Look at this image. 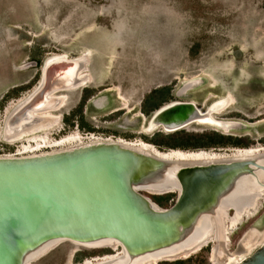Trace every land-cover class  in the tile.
<instances>
[{
	"label": "rangeland",
	"instance_id": "rangeland-1",
	"mask_svg": "<svg viewBox=\"0 0 264 264\" xmlns=\"http://www.w3.org/2000/svg\"><path fill=\"white\" fill-rule=\"evenodd\" d=\"M61 53H86L93 80L61 91L67 101L54 112L62 118L51 121L48 132L35 131L40 141L96 133L142 139L164 151L171 147L154 139L217 131L242 137L248 145L180 149L232 154L264 146V0H0V147L14 151L22 143L4 139L8 114L38 85L46 58ZM186 84L190 87L183 90ZM229 94L233 103L216 114L241 123L229 132L198 123L173 132H141L145 120L166 103L194 100L207 110ZM81 116L91 131L79 126ZM144 194L162 208L178 197L170 192L161 205L156 195L163 194ZM263 210L264 205L229 234V252ZM216 244L213 240L193 253L191 264H214ZM121 255V246L63 241L30 264H100Z\"/></svg>",
	"mask_w": 264,
	"mask_h": 264
},
{
	"label": "water",
	"instance_id": "water-1",
	"mask_svg": "<svg viewBox=\"0 0 264 264\" xmlns=\"http://www.w3.org/2000/svg\"><path fill=\"white\" fill-rule=\"evenodd\" d=\"M45 62L42 84L21 105V115L45 102L48 91L66 85L87 60ZM210 114L211 106L203 110L192 100L172 101L157 108L148 124L173 132ZM248 185L264 190V153L189 165L99 141L39 155L0 156V264H27L33 253L64 239L118 240L132 264L170 260L206 238L211 216H219L221 208L241 211L238 201L252 189ZM148 189L179 191L175 203L162 208L144 194ZM246 233L261 236L231 264H264V210Z\"/></svg>",
	"mask_w": 264,
	"mask_h": 264
},
{
	"label": "bare ground",
	"instance_id": "bare-ground-1",
	"mask_svg": "<svg viewBox=\"0 0 264 264\" xmlns=\"http://www.w3.org/2000/svg\"><path fill=\"white\" fill-rule=\"evenodd\" d=\"M89 51V50H88ZM87 52V51H86ZM61 59H75L76 61H85L87 59L86 53L78 57H70L68 54L61 53L49 56L46 58L45 65L53 63L55 61ZM93 80L92 74L88 71L87 63L84 66H79L75 75H71L69 81L63 87H56L53 91H48L46 93L45 102H40L33 106L31 109L27 110V112L21 115L19 109L21 105L26 103L35 93L38 91L40 85L42 84V78L38 85L26 96L23 98L19 104L8 114V117L5 122V127L2 132L4 134V139L9 141L10 143H15L12 141L22 142L19 144L17 149L18 153L22 156L25 155H39L45 153H51L55 151H60L64 149H70L79 145H87L94 142L99 141H117L127 146L136 148L140 151H143L148 154H152L158 157H164L167 159H178L181 160L184 164H197V163H211V162H220V161H230L233 159H244L250 157H258L262 153H264V146H253L246 148H237L233 150L232 154H222L215 153L213 151H208L206 149H194V150H183L180 148L173 149L170 148L168 150H159L156 145L152 143H148L142 139L138 140H127L122 137H99L95 133H89L88 136H82L80 134L76 135H65L59 139L53 138L55 140H46L40 141L38 137L34 133L35 131H49L53 127V120H57L55 122L59 123L60 116L55 114L54 111H57L61 107L66 104L67 95L61 93V91H70L83 86H86L90 81ZM190 86L184 88L187 90ZM121 98V97H120ZM124 99V98H123ZM234 98L231 94L225 97H221L216 100L213 104H211V112L212 114L196 120L193 123L198 124H210L212 126L217 127L218 129L229 132L234 127L239 126L241 123L235 120L226 119L222 117H218L216 114L221 113L224 109L228 107L231 103H233ZM194 101V100H192ZM195 102V101H194ZM126 103V102H125ZM125 105V104H123ZM121 109V108H119ZM144 114V113H143ZM140 117V115H137ZM62 118V116H61ZM150 119V118H149ZM149 119L145 120V123L142 127V133L151 132L155 130L156 127L153 126L152 123L148 124ZM50 123V124H49ZM162 127V126H161ZM158 129V128H157ZM33 135V136H32ZM29 136V138H25ZM32 136V139L30 138ZM21 140V141H19ZM253 185V184H252ZM251 190L247 191L246 189L244 195L241 196L240 201L238 203L241 205V211H236L231 209L230 213L228 212V208H221L219 210V216H211L210 219V233L206 236L205 239L201 240L200 243L194 245L193 247L180 251L179 253L170 256V260H174L176 258H184L191 256L193 253L203 249L205 246L209 245L213 240L217 242L214 246L211 259L214 264H231L243 251H245L259 236L260 234L256 233H246L240 242L238 243L237 248L229 252V234L236 230L239 225L244 223L246 220L254 217L264 205V190H255L251 185H248ZM146 192L153 194H164L161 190H145ZM179 190H176L178 192ZM263 194V195H262ZM262 195V196H261ZM230 205V204H227ZM223 239V240H222ZM222 240V241H221ZM63 241H71L74 243H78L88 247H119L123 248V255L121 256H112L109 259H105L100 264H132L130 263V258L128 257L127 250L124 245L115 239H105L99 241L94 244L90 243H82L75 240L64 239L58 240L56 242L50 243L37 252L33 253L27 264L40 259L41 257L48 254L52 249H54L59 243ZM72 257V256H71ZM162 259L152 258L145 261H137L134 264H158ZM69 263H71L69 261Z\"/></svg>",
	"mask_w": 264,
	"mask_h": 264
},
{
	"label": "trees",
	"instance_id": "trees-1",
	"mask_svg": "<svg viewBox=\"0 0 264 264\" xmlns=\"http://www.w3.org/2000/svg\"><path fill=\"white\" fill-rule=\"evenodd\" d=\"M86 97L84 98V101ZM83 101V103H84ZM83 105V104H82ZM82 105L80 108H82ZM79 111H82L81 109ZM66 120H69L66 118ZM79 126L88 128L90 131L92 127L88 125L81 116ZM157 145H167L173 149L177 148H211L226 145H245L248 143L242 137L234 138L230 135H224L217 131L203 132V133H184L176 132L168 135L165 139H154ZM186 150V149H184ZM171 194L156 195L158 203L164 205ZM192 256L185 259L163 260L159 264H191Z\"/></svg>",
	"mask_w": 264,
	"mask_h": 264
},
{
	"label": "built area",
	"instance_id": "built-area-1",
	"mask_svg": "<svg viewBox=\"0 0 264 264\" xmlns=\"http://www.w3.org/2000/svg\"><path fill=\"white\" fill-rule=\"evenodd\" d=\"M99 137L102 138L103 136H99ZM5 149H6L5 146L0 147V156H20L17 148L14 151H8Z\"/></svg>",
	"mask_w": 264,
	"mask_h": 264
},
{
	"label": "flooded vegetation",
	"instance_id": "flooded-vegetation-1",
	"mask_svg": "<svg viewBox=\"0 0 264 264\" xmlns=\"http://www.w3.org/2000/svg\"><path fill=\"white\" fill-rule=\"evenodd\" d=\"M141 113H142V112H141ZM142 114H143V113H142ZM141 116H142V115H141ZM141 116H140V117H141Z\"/></svg>",
	"mask_w": 264,
	"mask_h": 264
}]
</instances>
